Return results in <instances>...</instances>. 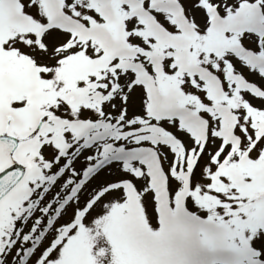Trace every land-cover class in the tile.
I'll return each instance as SVG.
<instances>
[{
	"label": "snow or ice",
	"instance_id": "snow-or-ice-1",
	"mask_svg": "<svg viewBox=\"0 0 264 264\" xmlns=\"http://www.w3.org/2000/svg\"><path fill=\"white\" fill-rule=\"evenodd\" d=\"M186 209L264 264V0H0V264H181Z\"/></svg>",
	"mask_w": 264,
	"mask_h": 264
},
{
	"label": "rangeland",
	"instance_id": "rangeland-1",
	"mask_svg": "<svg viewBox=\"0 0 264 264\" xmlns=\"http://www.w3.org/2000/svg\"><path fill=\"white\" fill-rule=\"evenodd\" d=\"M185 211L188 218H181L180 238L176 243L181 264H240L239 258L229 248L219 244L210 246L201 241L199 231L207 226L190 217L195 216L198 220H205L206 214L194 213L190 209ZM153 227L159 229V222L157 221Z\"/></svg>",
	"mask_w": 264,
	"mask_h": 264
}]
</instances>
